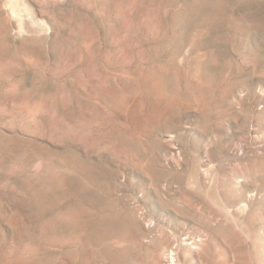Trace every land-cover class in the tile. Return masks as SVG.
<instances>
[{
	"label": "rangeland",
	"instance_id": "374dc122",
	"mask_svg": "<svg viewBox=\"0 0 264 264\" xmlns=\"http://www.w3.org/2000/svg\"><path fill=\"white\" fill-rule=\"evenodd\" d=\"M0 264H264V0H0Z\"/></svg>",
	"mask_w": 264,
	"mask_h": 264
},
{
	"label": "bare ground",
	"instance_id": "6f19581e",
	"mask_svg": "<svg viewBox=\"0 0 264 264\" xmlns=\"http://www.w3.org/2000/svg\"><path fill=\"white\" fill-rule=\"evenodd\" d=\"M182 236V235H181ZM193 244V243H192ZM171 254V253H170ZM171 261V260H170ZM176 261V260H175Z\"/></svg>",
	"mask_w": 264,
	"mask_h": 264
}]
</instances>
